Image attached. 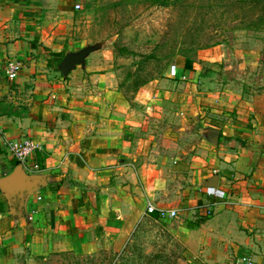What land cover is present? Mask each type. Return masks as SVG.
I'll list each match as a JSON object with an SVG mask.
<instances>
[{"label":"crops","instance_id":"crops-1","mask_svg":"<svg viewBox=\"0 0 264 264\" xmlns=\"http://www.w3.org/2000/svg\"><path fill=\"white\" fill-rule=\"evenodd\" d=\"M55 4L0 0V240L35 256L80 252L175 210L168 219L189 264H264V114L180 117L195 108V84L184 81L154 80L127 98L101 51L64 74L54 54L63 46L36 22ZM25 137L36 148L21 163L5 143ZM212 183L223 197L206 194Z\"/></svg>","mask_w":264,"mask_h":264},{"label":"rangeland","instance_id":"rangeland-1","mask_svg":"<svg viewBox=\"0 0 264 264\" xmlns=\"http://www.w3.org/2000/svg\"><path fill=\"white\" fill-rule=\"evenodd\" d=\"M77 1L56 0L53 9L40 10V34L67 52L100 43L93 53L111 58L127 98L154 80L184 81L195 84V108L180 117L264 114V0H79L78 11ZM182 56L190 73L172 77L170 67ZM133 223L127 235L99 236L80 252L35 256L2 239L0 264H189L170 219Z\"/></svg>","mask_w":264,"mask_h":264},{"label":"built area","instance_id":"built-area-1","mask_svg":"<svg viewBox=\"0 0 264 264\" xmlns=\"http://www.w3.org/2000/svg\"><path fill=\"white\" fill-rule=\"evenodd\" d=\"M73 8L75 10H79L81 8V3L80 2H76L73 5ZM4 71L6 73L5 77L8 78L9 80L14 79L16 77V71H17V65L13 64L12 62H8L6 67H4ZM178 73V69L176 67L175 64H172L170 67V75L172 77L177 76ZM186 76L183 75L182 78L184 79ZM2 76L0 75V80H1ZM7 150L9 152V154L12 157H15L19 162L24 163L26 162L31 153L34 151V149L36 148V146L34 145V143L32 142V140L28 139V138H21V139H15V140H9L7 141V143H5ZM205 192L207 195H213V196H217V197H223L225 195L224 191L216 188L215 186H207L205 189ZM155 210V207L151 204H147L146 206V211L147 213H152ZM159 216L161 218H168V217H174L176 215V211L175 210H163L160 209L159 211ZM211 213V211L209 209H207L205 211V214L209 215ZM239 264H252V262L248 259H242L241 261H239Z\"/></svg>","mask_w":264,"mask_h":264},{"label":"water","instance_id":"water-1","mask_svg":"<svg viewBox=\"0 0 264 264\" xmlns=\"http://www.w3.org/2000/svg\"><path fill=\"white\" fill-rule=\"evenodd\" d=\"M101 48V44L97 43L94 45H87L82 48H80L77 51L73 52H66L59 61V68L64 74H67L71 69H73L78 64H84L85 58L93 51L98 50ZM217 131L213 134V137L211 138L214 142L217 141ZM22 173V170L20 167H17L15 171H13L6 179L5 184L8 188H13L17 184L19 180V174ZM217 181V177L214 178V182ZM27 183H30V181H26ZM212 186L213 183L211 184Z\"/></svg>","mask_w":264,"mask_h":264},{"label":"trees","instance_id":"trees-1","mask_svg":"<svg viewBox=\"0 0 264 264\" xmlns=\"http://www.w3.org/2000/svg\"><path fill=\"white\" fill-rule=\"evenodd\" d=\"M262 9L264 10V5H263ZM263 12H264V11H263ZM66 52H67V51H63V50H61L60 52H54V54H55V55L63 56ZM186 61H187V59L184 58L183 56L181 57V59H180V58L175 59V65H176L177 69H178V68H183V67L185 66V62H186Z\"/></svg>","mask_w":264,"mask_h":264}]
</instances>
